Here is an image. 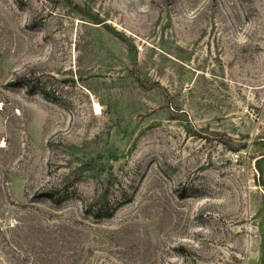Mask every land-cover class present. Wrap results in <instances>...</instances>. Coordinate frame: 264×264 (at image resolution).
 Here are the masks:
<instances>
[{
	"label": "rangeland",
	"instance_id": "obj_1",
	"mask_svg": "<svg viewBox=\"0 0 264 264\" xmlns=\"http://www.w3.org/2000/svg\"><path fill=\"white\" fill-rule=\"evenodd\" d=\"M0 264H264V0H0Z\"/></svg>",
	"mask_w": 264,
	"mask_h": 264
},
{
	"label": "trees",
	"instance_id": "obj_2",
	"mask_svg": "<svg viewBox=\"0 0 264 264\" xmlns=\"http://www.w3.org/2000/svg\"><path fill=\"white\" fill-rule=\"evenodd\" d=\"M47 199H50L53 202H58L59 198H54V196L52 195V193L50 192H45L43 194ZM66 196H62V198H65ZM107 203V202H106ZM115 209L111 208L108 204L104 205V206H100L96 209V213L95 215L99 218H103V217H110L113 213H114Z\"/></svg>",
	"mask_w": 264,
	"mask_h": 264
}]
</instances>
